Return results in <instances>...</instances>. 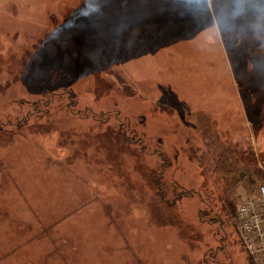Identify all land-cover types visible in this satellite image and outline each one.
I'll use <instances>...</instances> for the list:
<instances>
[{
  "label": "rangeland",
  "instance_id": "374dc122",
  "mask_svg": "<svg viewBox=\"0 0 264 264\" xmlns=\"http://www.w3.org/2000/svg\"><path fill=\"white\" fill-rule=\"evenodd\" d=\"M93 7L0 0V264H264L236 218L264 183L236 161L264 170L258 0Z\"/></svg>",
  "mask_w": 264,
  "mask_h": 264
},
{
  "label": "built area",
  "instance_id": "2783aa9c",
  "mask_svg": "<svg viewBox=\"0 0 264 264\" xmlns=\"http://www.w3.org/2000/svg\"><path fill=\"white\" fill-rule=\"evenodd\" d=\"M236 215L244 248L254 257L264 254V183L258 185L254 194L241 198Z\"/></svg>",
  "mask_w": 264,
  "mask_h": 264
},
{
  "label": "trees",
  "instance_id": "16d2710c",
  "mask_svg": "<svg viewBox=\"0 0 264 264\" xmlns=\"http://www.w3.org/2000/svg\"><path fill=\"white\" fill-rule=\"evenodd\" d=\"M119 128H120V131H121V125H119ZM121 133H123V131H121ZM123 139L126 141V142H129V143H132V141H129V139H127L126 138V135H125V133H124V135H123ZM134 143V142H133ZM236 161L238 162V164H240V165H243L244 167H245V169L246 170H249V171H253V173L257 176V177H263L264 176V170H263V168L261 169H259L258 168V165H257V163H258V161H257V158H256V156H255V154L253 153V152H248V151H244V152H240L239 153V155H238V158L236 159ZM257 165V166H256ZM166 166H164V168H165ZM152 170H153V182H154V184H156V185H160V180H162V176L164 175H162L160 178H158V172L157 171H155V165H154V167L153 168H151ZM245 169H244V172H246L247 173V171H245ZM239 176V175H238ZM204 187V186H203ZM171 188H173V186H171ZM201 188V187H200ZM210 190V189H209ZM157 193H158V186H157ZM206 194H205V196H203V198H206ZM161 197H162V195H161ZM218 198H219V196H218ZM176 200V199H175ZM219 201L221 202V204L219 205L220 207H216L215 206V208H216V212H219L220 214H225L226 216H230L231 218H232V215L235 213V203H234V201L233 200H229V199H227V198H225V197H221V199H219ZM202 203H204V206H205V208H207V210H210V208L211 209H213L214 207H213V205L212 204H205V202L204 201H202ZM217 208H218V210H217ZM203 213V212H202ZM202 213H200V214H202ZM236 214H237V212H236ZM234 216H235V214H234ZM236 218H237V215H236ZM250 264H253V263H251L250 262Z\"/></svg>",
  "mask_w": 264,
  "mask_h": 264
},
{
  "label": "flooded vegetation",
  "instance_id": "af4514ba",
  "mask_svg": "<svg viewBox=\"0 0 264 264\" xmlns=\"http://www.w3.org/2000/svg\"><path fill=\"white\" fill-rule=\"evenodd\" d=\"M42 101V99L40 100V101H37L38 103H40ZM158 154H160V152L158 153ZM175 159H177V152L175 153ZM166 164H165V161L163 160V161H161V162H157L156 164H155V171H157L158 172V178H160L162 175H163V169H165L164 168V166H165ZM178 182L177 181H175V180H172V182H171V184H172V186H173V188H172V192H176V189H177V187H179L178 186V184H177ZM181 185V184H180ZM158 186V195L161 197V195H162V193H161V191H159V189H160V185H157ZM201 189H204V187H201ZM181 190V189H180ZM206 195H207V193H206ZM185 196H187V195H183L181 198H179V197H177L176 198V200H181L182 198H184ZM190 196V195H189ZM203 196H205L203 193H202V201H204V202H206V204L208 203L209 204V201L211 200V198H209L208 196H206V198H203ZM162 197H163V195H162ZM200 210V213H202L203 211H207V208H205V206L203 207V208H200L199 209ZM214 215H212L211 216V218H212V221H216L217 222V217H218V212H214L213 213ZM219 218V217H218ZM220 222V230L221 231H223V232H226L225 231V229H226V227H225V229H224V224L223 223H221V221H219ZM238 236H239V234H238ZM240 237V236H239Z\"/></svg>",
  "mask_w": 264,
  "mask_h": 264
},
{
  "label": "clouds",
  "instance_id": "9594fccd",
  "mask_svg": "<svg viewBox=\"0 0 264 264\" xmlns=\"http://www.w3.org/2000/svg\"><path fill=\"white\" fill-rule=\"evenodd\" d=\"M96 0H81V9H90L94 11L93 5H95ZM241 0H235L237 7L240 6ZM258 5L261 10H264V0H258Z\"/></svg>",
  "mask_w": 264,
  "mask_h": 264
}]
</instances>
